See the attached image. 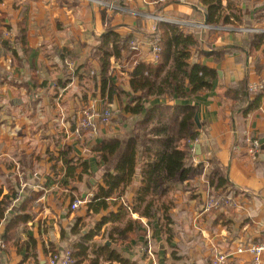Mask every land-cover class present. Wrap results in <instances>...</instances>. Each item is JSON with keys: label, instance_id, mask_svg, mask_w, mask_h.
<instances>
[{"label": "crops", "instance_id": "crops-1", "mask_svg": "<svg viewBox=\"0 0 264 264\" xmlns=\"http://www.w3.org/2000/svg\"><path fill=\"white\" fill-rule=\"evenodd\" d=\"M121 4L120 10L109 12L88 0L0 2V201L12 189L18 193L14 209L0 224V264H47L52 251L68 252L87 236H92L89 245L94 249L89 257H96V251L107 246L135 264H212L215 252L235 253L243 244L264 242V89L252 93V99L260 93L263 98L259 108L246 116L234 112L225 96L228 87L244 80L249 86L264 82V0H237L244 18L237 27L225 28H208L198 0H179L158 12L151 0H122ZM222 4L226 6L227 0ZM22 21L30 52L24 55L17 45V57L3 43L11 46L16 42ZM159 21L189 27L198 36V46L191 50V63L222 72L223 81L218 75L210 89L185 100L177 96L148 98L142 102L141 116L126 114L125 107L136 103L129 85L132 68L111 59L106 72L111 89L103 95L101 37L109 30L124 37L136 36L138 53L150 63L147 38L155 33ZM7 28L14 32L12 42L4 35ZM248 34L261 36L259 49L226 56L219 64L203 55V51L213 48L242 45ZM59 49H70L77 57L74 62L78 79L68 77L56 54ZM33 69L37 71V85L32 82ZM80 94L81 101L77 99ZM93 98L100 105L91 102ZM104 101L117 106L113 107L117 119L101 126L96 137L85 131L77 137L79 110L87 106L102 113L107 108ZM181 105L196 107L199 118L195 129L198 137L191 145L192 170L185 179L180 180L177 173L168 182L159 178L157 184L151 183L150 196L134 213L131 208L137 194L147 185L144 174L137 169L131 184L107 200L106 210L98 214L89 210L98 187H105L102 177L114 173L131 139H138L140 165L153 159L154 153L159 157L171 137L169 117ZM111 139L120 141V149L104 162L93 148ZM255 140L260 149L252 156L249 142ZM183 145V141L172 144L178 150ZM79 162L88 165L86 174ZM220 178L225 182L217 189ZM216 192L221 198H233L232 206L204 212L208 195ZM34 194L38 199L26 230L18 229L17 244L2 246L5 222L17 214L24 196ZM152 198L155 209L160 210L147 216ZM77 201L82 204L72 210ZM122 207L129 209L127 217L118 222L113 235L112 227L117 222L101 223ZM166 207L170 208L171 224L163 217L162 209ZM130 220L142 223L138 238L117 242ZM149 242L154 258L148 253ZM173 253L182 259L174 260ZM228 264H252V258L249 254L236 255Z\"/></svg>", "mask_w": 264, "mask_h": 264}, {"label": "trees", "instance_id": "trees-1", "mask_svg": "<svg viewBox=\"0 0 264 264\" xmlns=\"http://www.w3.org/2000/svg\"><path fill=\"white\" fill-rule=\"evenodd\" d=\"M156 7V11L163 10L167 6L178 3L179 0H151ZM1 2V0H0ZM122 0H120V3ZM223 0H198V7L204 12L206 16L207 25L215 28H225L227 26L237 27L244 18V13L238 8L237 0H227V5L223 6ZM122 5V4H121ZM9 29V28H7ZM149 40H157L160 48L158 54V60L154 63H145L142 60L141 55L138 53V49L132 48L133 44H137L136 36H121L114 30L107 31L101 37L100 51H102L101 63V91L104 95L110 79L107 77L106 72L109 69L111 59L116 62L128 63L132 72L129 74L130 89L134 94L131 98L135 105L128 104L124 111L126 114L134 116H141L143 114L142 102L148 98H162L163 96H177L180 100H185L189 96H194L203 90H208L212 87L215 80L218 79V72L216 69H211L199 64H192V52L194 47L198 46V40L195 39V34L190 30L176 23L157 22L156 31L152 36H149ZM262 44V38L258 34H248L244 37L242 45H233L225 48H213L210 51H203V55L210 58H214L216 63H221L226 56L246 55L248 51L252 52L255 49H259ZM17 45L20 47V52L27 56L30 49L27 46L26 40V26L24 21L18 25V32L16 35V42L8 44L3 43L5 49L7 48L13 56L19 55ZM57 56L65 69V72L69 74L70 79H78L77 69L70 67L77 57L70 49H59L56 51ZM238 61H241L238 59ZM37 71L32 70V82L37 85ZM82 78L79 79L82 82ZM90 80V78H88ZM68 83V81H67ZM66 85V84H61ZM249 83L247 80L231 85L225 92L226 98L230 101L232 110L236 113L248 115L252 111H256L263 98V94H259L255 99H252V92L249 90ZM111 95V92L110 94ZM92 112V111H91ZM198 115V110L192 105H181L174 108L173 113L169 117V121L172 123L170 129L171 137L165 143V150L158 156L154 153V158L149 161H142L139 164L140 158L138 155V139H131L123 153V156L117 163L114 169V173H106L102 179L105 187L99 186L92 203L89 204V210L94 214L100 213L102 210L108 208L107 200L112 197L114 192L118 190H124L127 188L136 172L140 170L145 176L146 186L142 187L137 194L134 205L131 208L132 212L136 213L139 210L140 205L145 201V198L149 197V185L157 184L159 178L161 181L168 182L179 173L180 180H184L185 176L192 170V149L191 145L197 140L198 134L195 132L196 121L195 118ZM87 132V131H85ZM88 133V132H87ZM184 142L183 149L178 150L172 144ZM120 149V141L117 139H111L103 142L101 145L93 148V153L103 156L104 162H108V159L114 157ZM81 163V162H79ZM84 167V174L88 172V165L81 163ZM73 172V168H71ZM70 172V173H72ZM225 182L220 178L217 181V189ZM156 188V187H155ZM217 193V192H216ZM153 195V193L151 194ZM216 197H221L217 193ZM18 197L16 190L12 189L10 192L0 201V224L5 219L6 214L14 200ZM20 197V196H19ZM38 199L37 195L24 196L18 204V212L9 221L5 222V233L1 239L2 246L18 243V229L22 228L26 230V226L30 220H32V212L34 203ZM154 198L148 204L150 214H156L153 203ZM166 207L162 209L163 217L167 224L172 223V217L169 215ZM129 209L122 207L119 213L111 215L109 218L103 219L101 225H105L108 222L116 223V227H112V234L114 235L118 224L127 217V211ZM119 222V223H118ZM142 227V223L136 220H130L117 236V242H124L130 239L138 238L139 231ZM80 234V232H78ZM111 236V235H110ZM92 236H87L70 249L74 264H101L102 261L114 264H135L130 260L123 258L118 254L114 248H100L96 251V257H89V251H94L93 246L89 245ZM113 237H110L112 240ZM147 249V246H146ZM53 253H59L54 250ZM172 258L176 261L182 258L173 253Z\"/></svg>", "mask_w": 264, "mask_h": 264}, {"label": "built area", "instance_id": "built-area-1", "mask_svg": "<svg viewBox=\"0 0 264 264\" xmlns=\"http://www.w3.org/2000/svg\"><path fill=\"white\" fill-rule=\"evenodd\" d=\"M95 4H97L102 9H108L110 11H117L121 9L120 0H93ZM159 20V19H158ZM179 25H185L184 23H176ZM149 46L151 51V62L154 63L158 60V54L160 53V48L157 40H149ZM132 48L134 50L138 49V44H133ZM72 66V64H70ZM73 70V67H71ZM74 80V79H73ZM264 89V82L259 84H251L249 86V90L252 93H258ZM109 122V113L102 112L100 115L96 117L94 112H85L83 115V121H79L78 128L75 132L77 137H82L83 131H87L91 135L99 134V130L101 126H107ZM250 153L251 155H256L259 153L260 144L258 141H250ZM16 199L12 205L10 206L8 213L12 212L14 209L13 205L17 202ZM82 202L77 201L73 203L72 210H77ZM233 204V198L231 197H216L214 194L210 193L207 197L206 204L204 205V212H211L213 210L223 209L225 207H231ZM148 240L151 241L149 238ZM152 246L151 242L148 243V253L151 257L154 256L151 253ZM249 254L252 258V264H262L263 256H264V242L257 244H248L239 246L235 253H219L215 252V257L213 259L212 264H228V261L231 257L236 255ZM47 264H74L73 258L70 252L65 253H54L51 254L48 258Z\"/></svg>", "mask_w": 264, "mask_h": 264}, {"label": "rangeland", "instance_id": "rangeland-1", "mask_svg": "<svg viewBox=\"0 0 264 264\" xmlns=\"http://www.w3.org/2000/svg\"><path fill=\"white\" fill-rule=\"evenodd\" d=\"M89 2H91V3H95V1H93V0H88ZM120 6H121V3H120ZM102 10H105V11H109L110 12V10H108V9H102ZM157 18V17H156ZM208 26V25H207ZM207 26H204V27H199V28H206ZM210 26H208V28H209ZM188 29H189V27H187ZM200 30V29H199ZM203 30V29H202ZM152 34H154V33H152ZM4 35H6L7 36V40L9 41V42H12V40L15 38V35H14V32L11 30V29H8L7 30V32L4 34ZM195 39H197L198 40V36H196L195 35ZM201 39V38H200ZM73 62V64H72V66H70V67H73V69H77V65H76V62H74V61H72ZM115 63L117 64V62L115 61ZM100 64V67L102 66L101 65V63H99ZM115 64V66H118V65H116ZM118 64H120V62H118ZM111 72H112V74H114V72H115V70H114V68H112L111 70H110ZM89 81V80H88ZM117 81V80H116ZM117 83L119 84V80L117 81ZM111 89V87H108V90H110ZM117 91V89H115V92ZM85 93V92H84ZM108 93V92H107ZM109 94V93H108ZM107 94V95H108ZM79 98V100L81 101L82 99H83V96L80 94L78 97H77V99ZM93 100H94V98H93ZM91 100V102H95L96 100ZM99 102V101H98ZM106 102H108L107 101V99H106ZM96 103H97V101H96ZM109 103V102H108ZM98 105H100V103H97ZM111 104V103H110ZM102 105H103V103H102ZM104 105L107 107V108H105V112H107V113H109V122H108V125L107 126H109L110 124H111V121H113V119L115 118V119H117V117H116V115L113 113V107L115 108V109H117V106L116 105H113V104H111V105H108V104H106L105 103V101H104ZM108 105V106H107ZM62 111H64L65 112V108H63V110ZM90 111H92V112H94L95 113V115H96V117L98 116V115H100V113L101 112H99V111H97L96 109L94 110H91L89 107H85L84 109H83V107L79 110V114H78V119H79V121H83V115L85 114V112H90ZM98 135V134H97ZM97 135H93V136H97Z\"/></svg>", "mask_w": 264, "mask_h": 264}, {"label": "water", "instance_id": "water-1", "mask_svg": "<svg viewBox=\"0 0 264 264\" xmlns=\"http://www.w3.org/2000/svg\"><path fill=\"white\" fill-rule=\"evenodd\" d=\"M218 75H219V79H220V81L222 83V81H223V74H222V72H218ZM195 121H196V124L199 126V118H198V116H196Z\"/></svg>", "mask_w": 264, "mask_h": 264}]
</instances>
